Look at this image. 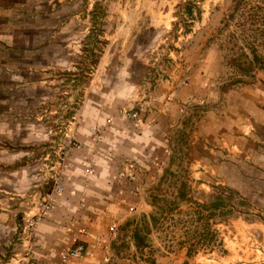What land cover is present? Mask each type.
<instances>
[{
  "label": "crops",
  "instance_id": "obj_1",
  "mask_svg": "<svg viewBox=\"0 0 264 264\" xmlns=\"http://www.w3.org/2000/svg\"><path fill=\"white\" fill-rule=\"evenodd\" d=\"M175 4L174 0H0V264H9L13 257L22 260L23 217L36 213L37 199L45 197L50 207L32 232L37 264H61L65 251L76 244L107 242L103 236L109 225H115L117 233L109 249L104 245L103 254L112 264L168 262L158 261L151 249L161 222L156 207L163 202L159 209L165 217L171 211L167 198L178 206L184 184L168 187L177 177L166 170L160 178L152 172L144 176L158 184L150 191L133 193L135 183L123 172L126 163L146 169L170 164L172 127L191 123L193 115L184 105L206 89L195 69L187 84L161 81L149 96L143 95L150 86L154 49L161 41L163 25L158 22L173 19L166 10ZM97 6H104L102 14L94 12ZM92 19L104 22L100 33L90 28ZM95 37L106 41L96 71L83 72L87 78L81 79L70 75L81 60L76 54L86 52L85 39L90 43ZM99 45L88 44L87 51L95 52ZM69 83L73 89L81 84L84 90L78 108L73 107L78 95L69 90ZM60 101L64 109L57 107ZM124 106H136L138 119L125 116ZM63 111L69 112L68 130L74 129L76 142L66 148L63 189L56 195L42 190L48 185L46 168L53 164L48 150L62 146L54 143L57 129L53 127L60 124ZM242 129L240 125L237 133ZM62 130L67 137L69 133ZM198 136L202 138L201 130ZM164 182L170 183L165 187ZM199 244L180 242L172 253H180L187 264ZM146 250L152 253L145 254ZM94 254L93 261L100 260L102 252ZM89 260L72 258L64 264Z\"/></svg>",
  "mask_w": 264,
  "mask_h": 264
},
{
  "label": "rangeland",
  "instance_id": "obj_2",
  "mask_svg": "<svg viewBox=\"0 0 264 264\" xmlns=\"http://www.w3.org/2000/svg\"><path fill=\"white\" fill-rule=\"evenodd\" d=\"M174 1L176 4L166 10V16L171 14L173 19L158 22L163 25L161 41L154 49L150 62V86L143 95L149 96L161 81L183 86L188 83V78L195 69L206 89L202 96L192 98L184 105L187 113L193 115L189 118L191 123L172 127L168 150L171 163L151 166L149 169L126 163L123 174L130 182L135 183L133 193H137L136 190L140 193L150 191L158 184L156 180L152 182L145 178L144 175L152 172L158 178L162 177L165 170L177 177L178 181L171 182L168 187L175 189L179 183L184 184V198L178 206L167 198L170 202L167 211H171L165 217L160 214L163 202L159 201V207H156V218L161 222L154 239L152 237L154 242L151 249L158 261L161 258L168 260L159 264H185L180 253H172L177 252L180 242L201 244L199 249L197 247L198 252L194 258L187 264H264V70H255L254 79H245V83L241 84L235 83L237 75L231 65L233 59L232 51L230 52L232 46H241L243 34L252 35L255 30L246 22H241L240 14L244 8L246 17L251 19L249 5L253 6L256 0ZM188 2L194 4L192 18L185 14L184 6ZM94 12L102 14L104 6H97ZM119 24L122 25L123 22L115 23ZM103 25L102 20L90 21V28L95 33H100ZM260 30L264 32V25ZM229 37L233 39L230 40ZM96 42L101 47H96L95 52L87 51L88 44L94 45ZM105 43L102 38L98 40L95 37V41L90 38V43L85 39L86 52L76 54L81 60L76 61V70L74 73L70 72V75H79L81 79L87 78L83 72L94 74ZM212 52L213 57H210ZM82 62L84 67L79 65ZM70 85L69 83V90L78 95L73 100V107L78 108L82 105L84 90L80 87L81 84L74 89ZM65 92L66 89L60 95L61 101H65ZM146 99L148 98H143L142 102L145 103ZM61 101L57 107L64 109L65 104ZM136 110V106L130 109L124 106L123 112L125 116L137 120L138 116L135 119L131 117ZM63 112L60 124L53 127V130L57 129L54 143L62 146H56L55 149L53 145V150H48L52 151L54 159L49 158L53 164L46 168L49 170L46 178L48 185L42 190L47 193L51 188L50 191L56 195L63 189L66 148L72 147L76 142V132L74 129L68 130V121H71L67 114L69 112ZM199 120L202 121L201 126L198 124ZM240 125L243 129L241 133H237ZM62 128L69 133L67 137L63 136ZM200 130L202 138L198 136ZM195 132L197 147L194 145ZM168 178L173 179L170 176ZM169 183L164 182V186ZM36 202V213L24 215L21 223L20 238L23 243L26 242V248L21 257L24 260L19 264H37L32 257V232L35 223L43 217L51 202L46 197L39 198ZM106 232L103 237L107 242L96 240L91 245L76 244L65 251L61 264L72 258H92L88 264H112L103 251L106 249L104 245L109 249L108 244L115 237L117 227L109 225ZM77 250L81 253L80 258L73 257V252ZM96 251L102 252V255L99 256L100 260L93 261L97 256L94 254ZM144 253L152 252L146 250ZM9 264H18L17 257H13Z\"/></svg>",
  "mask_w": 264,
  "mask_h": 264
},
{
  "label": "trees",
  "instance_id": "obj_3",
  "mask_svg": "<svg viewBox=\"0 0 264 264\" xmlns=\"http://www.w3.org/2000/svg\"><path fill=\"white\" fill-rule=\"evenodd\" d=\"M249 6V13L252 15L251 19L246 17L244 8L241 9L240 18L241 22H246L249 27L255 30L252 32V35L243 34L241 46L236 48L232 46L233 49L230 50V52L232 51L233 59L231 65L237 75H235L237 78L234 81L239 84L245 83L243 81L245 79H254L255 70H264V53L260 52H264V32L260 30V27L264 25V0H256L253 6ZM184 7L186 16L192 18L194 4L188 2ZM229 38L230 40L233 39V37ZM200 208H205V206H200ZM197 250L195 253L198 252Z\"/></svg>",
  "mask_w": 264,
  "mask_h": 264
},
{
  "label": "built area",
  "instance_id": "obj_4",
  "mask_svg": "<svg viewBox=\"0 0 264 264\" xmlns=\"http://www.w3.org/2000/svg\"><path fill=\"white\" fill-rule=\"evenodd\" d=\"M131 117L135 119L137 117V115L136 114H133V115H131ZM73 257L80 258L81 257V253L77 250V251L73 252ZM22 260H24V259H22ZM19 263L20 262H18V264Z\"/></svg>",
  "mask_w": 264,
  "mask_h": 264
}]
</instances>
